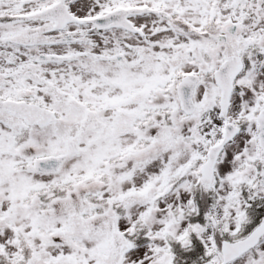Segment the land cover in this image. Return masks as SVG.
I'll use <instances>...</instances> for the list:
<instances>
[{
	"label": "snow or ice",
	"instance_id": "snow-or-ice-1",
	"mask_svg": "<svg viewBox=\"0 0 264 264\" xmlns=\"http://www.w3.org/2000/svg\"><path fill=\"white\" fill-rule=\"evenodd\" d=\"M0 264H264V0H0Z\"/></svg>",
	"mask_w": 264,
	"mask_h": 264
}]
</instances>
